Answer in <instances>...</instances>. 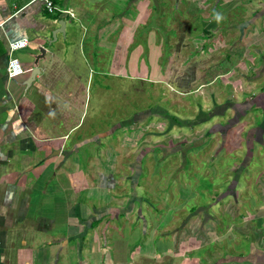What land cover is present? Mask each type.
<instances>
[{
    "label": "rangeland",
    "instance_id": "rangeland-1",
    "mask_svg": "<svg viewBox=\"0 0 264 264\" xmlns=\"http://www.w3.org/2000/svg\"><path fill=\"white\" fill-rule=\"evenodd\" d=\"M86 1L89 18L104 3ZM136 9L138 30L124 50L120 43L123 55L105 51V74L91 73L84 117L69 142L79 134L90 140L72 159L92 162L84 201L102 180L93 172L116 160L105 181H115L113 193L133 208L104 237L112 258L261 264L264 142L253 136L264 109H235L264 102V0H142Z\"/></svg>",
    "mask_w": 264,
    "mask_h": 264
},
{
    "label": "crops",
    "instance_id": "crops-1",
    "mask_svg": "<svg viewBox=\"0 0 264 264\" xmlns=\"http://www.w3.org/2000/svg\"><path fill=\"white\" fill-rule=\"evenodd\" d=\"M141 1L104 0L89 18L86 0H54L72 8L75 17L50 13L33 0H0V264H131L112 258L104 239L115 230L116 217L133 208V201L125 209L124 198L113 193L115 181H105L115 172L116 160L93 172L102 180L84 201L92 162L86 164L78 154L75 170L71 166L90 140L79 134L75 144L69 142L84 117L91 73L105 74V51L115 59L123 55L120 43L124 50L138 30L142 12L136 6ZM113 33L120 38L112 39ZM20 38H28L29 45L10 54V43ZM11 55L24 68L12 77ZM258 96L262 99L264 91ZM255 104L264 109V102L248 101L236 103L235 110L246 114L247 106ZM260 120L253 138L264 142V118ZM104 252L108 258H98Z\"/></svg>",
    "mask_w": 264,
    "mask_h": 264
},
{
    "label": "built area",
    "instance_id": "built-area-1",
    "mask_svg": "<svg viewBox=\"0 0 264 264\" xmlns=\"http://www.w3.org/2000/svg\"><path fill=\"white\" fill-rule=\"evenodd\" d=\"M42 3V5L45 6V8L50 13H60L64 16L68 15L71 17H75L76 14L72 8H67L60 6L54 2V0H33ZM29 45V39L28 38H20L18 40H15L10 43V54H13L15 51L26 48ZM8 70H9V76H16L21 73H23L24 68L21 63V61L11 55L9 62H8Z\"/></svg>",
    "mask_w": 264,
    "mask_h": 264
},
{
    "label": "clouds",
    "instance_id": "clouds-1",
    "mask_svg": "<svg viewBox=\"0 0 264 264\" xmlns=\"http://www.w3.org/2000/svg\"><path fill=\"white\" fill-rule=\"evenodd\" d=\"M215 19L219 22L220 20L223 19V17H222L221 14L217 13V14L215 15Z\"/></svg>",
    "mask_w": 264,
    "mask_h": 264
},
{
    "label": "water",
    "instance_id": "water-1",
    "mask_svg": "<svg viewBox=\"0 0 264 264\" xmlns=\"http://www.w3.org/2000/svg\"><path fill=\"white\" fill-rule=\"evenodd\" d=\"M60 23H62V25H63V21H62V22H60ZM53 35L55 36V33H54Z\"/></svg>",
    "mask_w": 264,
    "mask_h": 264
},
{
    "label": "trees",
    "instance_id": "trees-1",
    "mask_svg": "<svg viewBox=\"0 0 264 264\" xmlns=\"http://www.w3.org/2000/svg\"><path fill=\"white\" fill-rule=\"evenodd\" d=\"M262 264V263H261Z\"/></svg>",
    "mask_w": 264,
    "mask_h": 264
}]
</instances>
